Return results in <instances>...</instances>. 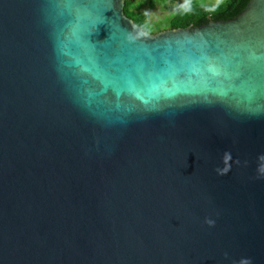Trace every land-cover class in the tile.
<instances>
[{
	"label": "water",
	"instance_id": "obj_1",
	"mask_svg": "<svg viewBox=\"0 0 264 264\" xmlns=\"http://www.w3.org/2000/svg\"><path fill=\"white\" fill-rule=\"evenodd\" d=\"M124 1L0 0V264H264V0Z\"/></svg>",
	"mask_w": 264,
	"mask_h": 264
},
{
	"label": "trees",
	"instance_id": "obj_2",
	"mask_svg": "<svg viewBox=\"0 0 264 264\" xmlns=\"http://www.w3.org/2000/svg\"><path fill=\"white\" fill-rule=\"evenodd\" d=\"M125 0L123 14L141 30L156 33L165 29L184 28L188 25H203L208 19L216 20L223 17L239 0H224L220 4H207L199 0ZM167 2L170 6L168 15L157 22H147L148 11L154 3Z\"/></svg>",
	"mask_w": 264,
	"mask_h": 264
},
{
	"label": "rangeland",
	"instance_id": "obj_3",
	"mask_svg": "<svg viewBox=\"0 0 264 264\" xmlns=\"http://www.w3.org/2000/svg\"><path fill=\"white\" fill-rule=\"evenodd\" d=\"M186 0H177L175 3H182ZM207 4H220L224 0H199ZM170 6L167 2L154 3L151 10L148 11L147 22H157L164 16L168 15L169 10L167 7Z\"/></svg>",
	"mask_w": 264,
	"mask_h": 264
},
{
	"label": "clouds",
	"instance_id": "obj_4",
	"mask_svg": "<svg viewBox=\"0 0 264 264\" xmlns=\"http://www.w3.org/2000/svg\"><path fill=\"white\" fill-rule=\"evenodd\" d=\"M209 225H212V224H214V221H211V220H208V221H206Z\"/></svg>",
	"mask_w": 264,
	"mask_h": 264
}]
</instances>
